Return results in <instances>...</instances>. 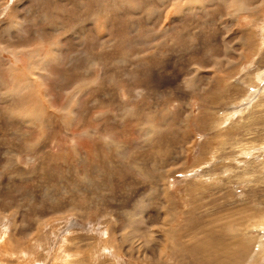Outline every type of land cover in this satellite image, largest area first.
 Masks as SVG:
<instances>
[{
    "label": "rangeland",
    "instance_id": "obj_1",
    "mask_svg": "<svg viewBox=\"0 0 264 264\" xmlns=\"http://www.w3.org/2000/svg\"><path fill=\"white\" fill-rule=\"evenodd\" d=\"M181 1L0 0V264H264V0Z\"/></svg>",
    "mask_w": 264,
    "mask_h": 264
},
{
    "label": "bare ground",
    "instance_id": "obj_2",
    "mask_svg": "<svg viewBox=\"0 0 264 264\" xmlns=\"http://www.w3.org/2000/svg\"><path fill=\"white\" fill-rule=\"evenodd\" d=\"M1 1H3V0H1ZM6 1V0H5ZM26 1V0H25ZM175 1H177V0H175ZM185 1V0H184ZM224 1V0H223ZM226 1V0H225ZM241 1V0H240ZM83 2V1H82ZM95 2V1H94ZM115 2H116V0H115ZM182 1L180 0V3H181ZM201 2H202V0H191V2H189V3H187L186 5H188L187 7L189 8V7H195V6H200L201 5ZM23 3V2H22ZM179 3V2H178ZM207 3V2H206ZM181 4H183V3H181ZM174 5V4H173ZM206 5V4H205ZM258 5V4H257ZM19 6H20V2H19ZM42 6H43V4H42ZM241 6V5H240ZM245 6H246V4H245ZM72 7V6H71ZM102 7H103V5H102ZM117 7H118V5H117ZM137 7V6H136ZM175 7V6H174ZM179 7V6H178ZM182 7V6H181ZM180 7V8H181ZM4 8V7H3ZM7 8V7H6ZM47 8V7H46ZM179 8V9H180ZM185 8V7H184ZM246 9L248 8V7H245ZM37 9V8H36ZM40 9H42V7H40ZM107 9V8H106ZM205 9V8H204ZM239 10H240V8H238ZM237 9V10H238ZM246 9H244V10H246ZM250 9V8H249ZM249 9H248V11H249ZM255 9V8H254ZM257 9V8H256ZM12 10V9H11ZM18 10V9H17ZM31 10V9H30ZM39 10V9H38ZM129 10V9H128ZM176 10V9H175ZM13 11V10H12ZM15 11V10H14ZM13 11V12H14ZM43 11V10H42ZM41 11V12H42ZM99 11H101V10H99ZM119 11V10H118ZM182 11H184L183 10V8H182ZM19 13H20V11H18ZM34 12V11H33ZM40 12V13H41ZM166 12V11H165ZM233 12V11H232ZM2 13V12H1ZM15 13V15L18 17V16H21V15H18L19 13H17V11L16 12H14ZM182 13H184V12H182ZM181 13V14H182ZM239 13V12H238ZM254 13H256V12H254ZM10 14H11V12H10ZM22 14V13H21ZM33 14V13H32ZM36 14V13H35ZM251 14V13H250ZM14 15V14H13ZM34 15V14H33ZM33 15L32 16H30L29 15V18L30 17H32L33 18ZM179 15V14H178ZM16 16H15V18H16ZM40 16V15H39ZM42 16V15H41ZM46 17V16H45ZM78 17V16H77ZM83 17V19H84V16H82ZM233 17V16H232ZM236 17V16H235ZM36 18V17H35ZM53 18H54V16H53ZM88 18V17H87ZM107 18V17H106ZM108 18H110L109 16H108ZM247 18V17H246ZM11 19V18H10ZM82 19V18H81ZM89 19L91 20V18L89 17ZM89 19H88V21H89ZM232 19V18H231ZM230 19V20H231ZM14 20V19H13ZM18 20V19H17ZM20 20V19H19ZM17 21L16 22V24H15V22L14 21H12V23L14 22V24H15V26H17V25H19V27H20V24L21 23H25V21L23 22H21V21ZM41 20V19H40ZM44 20V19H43ZM49 20V19H48ZM52 20V19H51ZM74 20V19H73ZM75 20H77V19H75ZM79 20V19H78ZM77 20V21H78ZM86 20V19H85ZM106 20H109V19H106ZM251 20V19H250ZM9 21V20H8ZM7 21V22H8ZM50 21V20H49ZM233 21V20H232ZM6 22V21H5ZM11 22V21H10ZM32 22V21H31ZM41 22V21H40ZM45 22V21H44ZM52 22V21H51ZM260 22V21H259ZM46 23V22H45ZM80 23V22H79ZM108 23V22H107ZM110 23V22H109ZM216 23V22H215ZM251 23V22H250ZM5 24V23H4ZM32 24H34V23H32ZM52 24V23H51ZM78 24V23H77ZM76 24V25H77ZM225 24H226V22H225ZM9 25H11V24H9ZM56 25V24H55ZM104 25H105V23H104ZM5 26H7L6 24H5ZM67 26H70V25H67ZM72 26H74V24L72 25ZM255 26V25H254ZM3 27V26H2ZM8 27V26H7ZM63 27V26H62ZM168 27V26H167ZM0 28H1V26H0ZM14 29V28H13ZM75 29V28H74ZM264 29V28H263ZM67 30V29H66ZM75 30H78V28L77 29H75ZM212 30V29H211ZM0 31H2V30H0ZM46 31V30H45ZM68 31V30H67ZM182 31V30H181ZM191 32V31H190ZM194 32V31H193ZM192 32V33H193ZM252 32V31H251ZM72 33V32H71ZM56 34V33H55ZM227 34V33H226ZM73 35V34H72ZM190 35V34H189ZM189 35H187V36H189ZM3 36V35H2ZM1 36V37H2ZM14 36H15V34H14ZM195 36H196V33H195ZM194 36H193V34H192V37L191 38H193ZM206 37V36H205ZM225 37V36H224ZM3 39V38H2ZM194 39H195V37H194ZM224 39V38H223ZM202 40V39H201ZM0 41H3V40H0ZM4 41H5V39H4ZM55 41V40H54ZM54 41H52V42H54ZM58 41V40H57ZM250 41V40H249ZM20 42V41H19ZM166 42V41H165ZM251 42V41H250ZM1 43V42H0ZM2 44V43H1ZM199 44V43H198ZM251 44V43H250ZM6 45V44H5ZM5 45H4V47L3 48H5L6 49V47H5ZM177 45V44H176ZM53 46V45H52ZM8 48H10V47H8ZM7 48V49H8ZM26 48H29V47H26ZM156 48V47H155ZM13 49V47H11V50H8V51H13L12 50ZM22 49V48H21ZM18 50V49H17ZM30 50H32V49H30ZM33 50H35V49H33ZM19 51V50H18ZM26 51H28V49L26 50ZM26 51H23L22 52V54L25 52L26 53ZM36 51V50H35ZM40 51V50H39ZM30 52V51H29ZM246 52V51H245ZM248 52V51H247ZM139 53V52H138ZM243 53V52H242ZM12 54V53H11ZM31 54V53H30ZM39 54V53H38ZM264 54V53H263ZM26 56H27V54H26ZM31 56V55H30ZM90 56V55H89ZM144 56V55H143ZM94 57V56H93ZM4 58V57H3ZM16 58H17V56H16ZM35 59V58H34ZM93 59V58H92ZM5 60H6V58H5ZM19 60V59H18ZM31 60V59H30ZM95 60H96V58H95ZM9 61V60H8ZM4 62V61H3ZM96 62L98 63V61L96 60ZM1 63V62H0ZM16 63V62H15ZM18 63V62H17ZM31 63V62H30ZM10 64V63H9ZM9 64H7V66L9 65ZM14 64V63H13ZM102 64V63H101ZM23 65V64H22ZM1 66V65H0ZM12 66V65H11ZM200 66V65H199ZM45 67V66H44ZM197 68V67H196ZM12 69V68H11ZM9 70V69H8ZM14 70V69H13ZM102 71V70H101ZM12 71H10V73H11ZM9 73V74H10ZM15 74H16V72H14ZM13 73V74H14ZM124 73V72H123ZM3 74V73H2ZM31 74V73H30ZM101 74V73H100ZM22 75V74H21ZM34 76V75H33ZM96 76H98L97 74H96ZM21 77H23V76H21ZM28 77V76H27ZM31 77V76H30ZM101 77V76H100ZM128 77V76H127ZM19 78H20V76H19ZM34 78V77H33ZM18 79V78H17ZM98 79V78H97ZM100 79V78H99ZM1 80V79H0ZM30 80V79H29ZM33 81H34V79H32ZM28 81V80H27ZM17 81H15V83H16ZM98 82V81H97ZM1 83V82H0ZM35 83V82H34ZM25 84V83H24ZM29 84V83H28ZM190 84V83H189ZM1 85H2V83H1ZM16 86V85H15ZM38 86V85H37ZM43 86V85H42ZM11 89H13L14 88V86H13V88L12 87H10ZM28 88V87H27ZM81 88V87H80ZM191 88V87H190ZM6 89V88H5ZM8 89V88H7ZM10 89V91H12ZM16 89V88H15ZM14 89V90H15ZM195 89H197V88H195ZM13 90V91H14ZM28 91V90H27ZM29 92V91H28ZM32 92V91H31ZM2 94H3V92H2ZM7 94H8V92H7ZM6 94V95H7ZM9 94H10V92H9ZM23 94H27V92H23ZM29 94H30V92H29ZM107 95V94H106ZM31 96V95H30ZM110 96V95H109ZM33 97V96H32ZM7 99V98H6ZM31 99V98H30ZM33 100V99H32ZM28 101H29V99H28ZM35 101H37V100H35ZM107 101H108V99H107ZM111 101V100H110ZM29 102H31L32 103V101L30 100ZM30 103V104H31ZM35 103V102H34ZM107 103V102H106ZM109 103V102H108ZM33 104V103H32ZM36 104V103H35ZM35 104H33V105H35ZM110 104V103H109ZM118 104V103H117ZM114 105V104H113ZM40 107H41V105H39ZM44 107V106H43ZM108 107H109V105H108ZM131 107V106H130ZM130 107H129V109H130ZM14 108V107H13ZM127 108V107H126ZM133 108V107H132ZM135 108V107H134ZM143 108V107H142ZM31 109V108H30ZM34 109V108H33ZM44 109V108H43ZM128 109V108H127ZM193 109V108H192ZM12 110V109H11ZM42 110V109H41ZM135 110V109H134ZM141 110V109H140ZM16 111V110H15ZM136 111V110H135ZM141 111H144V109H142ZM28 112H29V110H28ZM43 112V111H42ZM138 112V111H137ZM136 112V113H137ZM146 112V111H145ZM32 113V112H31ZM31 113H29V115L27 116V118L26 119H31V120H33L34 118H35V116L33 115V114H31ZM10 114H11V112H10ZM16 114H18L17 113V111H16ZM37 114V113H36ZM132 114V113H131ZM9 115V114H8ZM102 115V114H101ZM111 115V114H110ZM191 115V114H190ZM39 116V115H38ZM133 116H134V114H133ZM14 117V116H13ZM132 117V116H131ZM35 119H37V117L35 118ZM186 119H187V117H186ZM13 120V119H12ZM24 120V119H23ZM41 120V119H40ZM14 121V120H13ZM19 122V121H18ZM131 122V121H130ZM138 122H139V120H138ZM180 122V121H179ZM17 123V122H16ZM31 123H32V121H31ZM178 123V122H177ZM41 124V123H40ZM31 125V124H30ZM85 125V124H84ZM148 125V124H147ZM20 126V125H19ZM22 126V125H21ZM38 126V125H37ZM42 126V125H41ZM100 126V125H99ZM176 126V125H175ZM49 127V126H48ZM81 127V126H80ZM89 127V126H88ZM139 127V126H138ZM142 127H144V126H142ZM180 127H181V125H180ZM26 128V127H25ZM40 128V127H39ZM176 129H177V127H175ZM88 129V128H87ZM87 129H85V130H87ZM108 129V128H107ZM40 130V129H39ZM80 129H78V131H79ZM82 130V129H81ZM80 130V131H81ZM102 130V129H101ZM98 131H100V130H98ZM104 131V130H103ZM108 131V130H107ZM166 131V130H165ZM84 131H82V133H83ZM86 132V131H85ZM110 132V131H109ZM108 132V133H109ZM80 133V132H79ZM88 133V132H87ZM163 133H164V131H163ZM178 133V132H177ZM42 134H44V133H42ZM100 134H102V133H100ZM99 134V135H100ZM104 134H106L105 132H104ZM113 134V133H112ZM185 134V133H184ZM79 135V134H78ZM160 135V134H159ZM158 135V136H159ZM115 136V135H114ZM156 136V135H155ZM163 136V135H162ZM102 137V136H101ZM112 137V136H111ZM162 138V137H161ZM104 139H105V137H104ZM106 139H107V137H106ZM105 139V140H106ZM99 140H100V138H99ZM120 140V139H119ZM111 141V140H110ZM163 141V140H162ZM105 142V141H104ZM103 142V143H104ZM105 143H107V141L105 142ZM121 144V143H120ZM97 145V144H96ZM110 145V144H109ZM105 147H107V146H105ZM118 147V146H117ZM120 147V146H119ZM122 147V146H121ZM76 148V147H75ZM93 148V147H92ZM72 149H74V148H72ZM90 149H91V146H90ZM93 150V149H92ZM95 150V149H94ZM121 150V149H120ZM142 150V149H141ZM88 151V150H87ZM118 151V150H117ZM85 153H86V151H84ZM136 152V151H135ZM80 153H83L82 151L80 152ZM79 153V154H80ZM98 153V152H97ZM115 153V152H114ZM138 153V152H137ZM111 154V153H110ZM117 154V153H116ZM131 154V153H130ZM134 154V153H133ZM70 155H72L71 153H70ZM94 155V154H93ZM96 155V154H95ZM73 156H75V155H73ZM134 156H135V154H134ZM55 157V156H54ZM131 157V156H130ZM161 157H163V156H161ZM59 158V157H58ZM78 158H79V156H78ZM175 158V157H174ZM17 159V158H16ZM53 159V158H52ZM80 159V158H79ZM96 159V158H95ZM57 160V159H56ZM74 160V159H73ZM19 161V160H18ZM108 161H110V160H108ZM140 164V163H139ZM168 164V163H167ZM49 165V164H48ZM70 165H71V163H70ZM50 166V165H49ZM69 166V165H68ZM173 166V165H172ZM77 167V166H76ZM51 168V167H50ZM136 168V167H135ZM171 168V167H170ZM173 168V167H172ZM32 171H33V169H32ZM168 171V170H167ZM175 172V171H174ZM18 173V172H17ZM20 174H22V173H20ZM76 174V173H75ZM170 175V174H169ZM25 176V175H24ZM247 177V176H246ZM75 178V177H74ZM169 178V177H168ZM164 179H165V177H164ZM168 184V183H167ZM80 185V184H79ZM166 189V188H165ZM169 189V188H168ZM168 189H167V191H168ZM168 193V192H167ZM107 194V193H106ZM66 195V194H65ZM110 203V202H109ZM145 203V202H144ZM164 208V207H163ZM235 217V216H234ZM257 218V217H256ZM6 225V224H5ZM5 229V228H4ZM256 229V228H255ZM4 232V231H3ZM250 232V231H249ZM4 233H6V231L4 232ZM97 234V233H96ZM2 235V234H1ZM5 235V234H4ZM7 235V234H6ZM3 236V235H2ZM98 236V235H97ZM103 236V235H102ZM206 236V235H205ZM105 237V236H104ZM2 238V237H1ZM0 238V239H1ZM207 240V239H206ZM2 242V241H1ZM214 247V246H213ZM97 248V247H96ZM224 248V247H223ZM237 249H238V247H237ZM23 251V250H22ZM25 251V250H24ZM24 251H23V254H24ZM212 251V250H211ZM128 252V251H127ZM215 252V251H214ZM219 252V251H218ZM235 252V251H234ZM240 252H242V251H240ZM256 252V251H255ZM8 253V252H7ZM224 253V252H223ZM236 253V252H235ZM9 254V255H8ZM8 254H6V256L8 255V256H10V253H8ZM16 254H18V253H16ZM221 254V253H220ZM5 255V254H4ZM13 255V254H12ZM234 255V254H233ZM237 255H239L238 253H237ZM236 256V255H235ZM242 256V255H241ZM240 256V257H241ZM236 258H238L237 256H236ZM86 260V259H85ZM261 260V259H260ZM195 261V260H194ZM209 261V260H208ZM258 262V261H257ZM256 262V263H257ZM70 264V263H69Z\"/></svg>",
    "mask_w": 264,
    "mask_h": 264
}]
</instances>
